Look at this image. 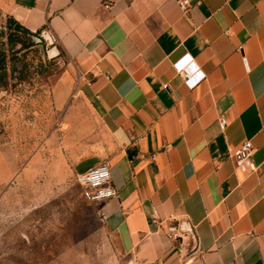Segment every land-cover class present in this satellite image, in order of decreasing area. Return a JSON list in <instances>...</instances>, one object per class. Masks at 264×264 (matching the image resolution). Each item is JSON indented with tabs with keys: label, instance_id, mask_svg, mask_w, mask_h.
Here are the masks:
<instances>
[{
	"label": "crops",
	"instance_id": "1",
	"mask_svg": "<svg viewBox=\"0 0 264 264\" xmlns=\"http://www.w3.org/2000/svg\"><path fill=\"white\" fill-rule=\"evenodd\" d=\"M0 14L70 60L101 129L72 168L108 165L117 196L96 211L133 264H264V0H0ZM185 55L205 75L193 89ZM245 141L246 173L230 158Z\"/></svg>",
	"mask_w": 264,
	"mask_h": 264
},
{
	"label": "rangeland",
	"instance_id": "2",
	"mask_svg": "<svg viewBox=\"0 0 264 264\" xmlns=\"http://www.w3.org/2000/svg\"><path fill=\"white\" fill-rule=\"evenodd\" d=\"M14 27L0 14V264H133L76 181L70 149L101 129L70 60L45 32L11 38Z\"/></svg>",
	"mask_w": 264,
	"mask_h": 264
},
{
	"label": "built area",
	"instance_id": "3",
	"mask_svg": "<svg viewBox=\"0 0 264 264\" xmlns=\"http://www.w3.org/2000/svg\"><path fill=\"white\" fill-rule=\"evenodd\" d=\"M179 7L184 13L187 11V3L185 1L180 2ZM50 39H52L51 36ZM189 62L187 55H185L174 64V69L185 86L188 89H193L205 78V75L198 68L191 66ZM167 88L166 85L163 86V89L167 90ZM225 125V120L220 119L219 126L222 130ZM252 152L253 148L250 141L243 142L240 147L232 151L230 158L241 172L246 173L254 170L251 163ZM76 181L81 188L83 199L95 205V207L117 196L116 190L112 186L110 170L106 163H100L77 175Z\"/></svg>",
	"mask_w": 264,
	"mask_h": 264
},
{
	"label": "trees",
	"instance_id": "4",
	"mask_svg": "<svg viewBox=\"0 0 264 264\" xmlns=\"http://www.w3.org/2000/svg\"><path fill=\"white\" fill-rule=\"evenodd\" d=\"M9 20L11 22H13L14 24V29L13 31H15V33H13V35H10L11 38H18V33H22L23 35L28 36L29 38L38 35L41 31H37L35 33H31L28 30H26L24 27H22L21 25H19L17 22H15L14 20L10 19ZM18 40V39H15ZM14 40V42H15ZM6 65H7V56L5 54V52H0V90L2 88H4L5 84H6Z\"/></svg>",
	"mask_w": 264,
	"mask_h": 264
},
{
	"label": "water",
	"instance_id": "5",
	"mask_svg": "<svg viewBox=\"0 0 264 264\" xmlns=\"http://www.w3.org/2000/svg\"><path fill=\"white\" fill-rule=\"evenodd\" d=\"M48 38H50L48 35H47Z\"/></svg>",
	"mask_w": 264,
	"mask_h": 264
}]
</instances>
